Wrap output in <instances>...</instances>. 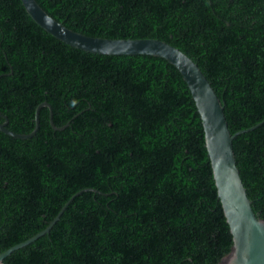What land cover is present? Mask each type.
<instances>
[{
    "label": "trees",
    "instance_id": "obj_1",
    "mask_svg": "<svg viewBox=\"0 0 264 264\" xmlns=\"http://www.w3.org/2000/svg\"><path fill=\"white\" fill-rule=\"evenodd\" d=\"M89 35L160 38L225 105L238 166L264 218V0H37ZM0 253L5 264H216L232 248L201 115L180 70L99 54L0 0ZM7 116V118H6ZM255 126V127H253Z\"/></svg>",
    "mask_w": 264,
    "mask_h": 264
},
{
    "label": "water",
    "instance_id": "obj_2",
    "mask_svg": "<svg viewBox=\"0 0 264 264\" xmlns=\"http://www.w3.org/2000/svg\"><path fill=\"white\" fill-rule=\"evenodd\" d=\"M22 2L27 12L41 27L72 46L99 54H151L165 58L181 71L202 118L206 147L213 168L218 196L233 236L231 250L216 264H264V218L258 216L253 208L233 145L235 137L249 128L241 129L235 133L231 132L224 110L225 105L199 64L182 49L160 38H109L89 35L58 21L37 0H22ZM42 106L50 108L51 123L55 129L66 127L56 126L53 120L52 105L48 101H44L36 109V126L30 133H18L8 129V119L0 123V130L23 139L36 135L40 126V108ZM78 193L80 192H77L66 202L45 229L1 252L0 264H5V258L14 250L49 233Z\"/></svg>",
    "mask_w": 264,
    "mask_h": 264
},
{
    "label": "bare ground",
    "instance_id": "obj_3",
    "mask_svg": "<svg viewBox=\"0 0 264 264\" xmlns=\"http://www.w3.org/2000/svg\"><path fill=\"white\" fill-rule=\"evenodd\" d=\"M31 16V15H30ZM33 18V17H32ZM55 18V17H54ZM57 19V18H56ZM59 21V20H58ZM64 24V23H63ZM175 66V65H174ZM181 72V71H180ZM183 75V74H182ZM185 79V78H184ZM188 84V83H187ZM218 94V93H217Z\"/></svg>",
    "mask_w": 264,
    "mask_h": 264
}]
</instances>
